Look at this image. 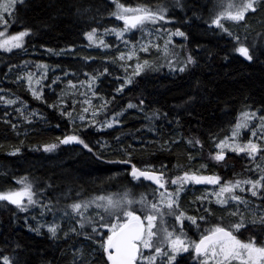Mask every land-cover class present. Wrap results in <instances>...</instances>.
Here are the masks:
<instances>
[{"label": "trees", "instance_id": "trees-1", "mask_svg": "<svg viewBox=\"0 0 264 264\" xmlns=\"http://www.w3.org/2000/svg\"><path fill=\"white\" fill-rule=\"evenodd\" d=\"M213 1L179 0L182 7H177V0H120L128 5L167 6L171 22L168 26L185 33L186 53L196 63L188 64L183 72L163 69L140 74L122 92H117L122 73L118 72L121 66L114 65L112 57L116 58L120 39L116 35L107 36L104 43L111 47L104 50V46L95 45L86 36L94 28L99 33L123 26L111 15L115 11L112 0H23V3L17 0L13 13L6 16L10 24L7 31L30 29L31 34L25 38L22 50L0 49V61L4 59V66H0V89L17 94L21 105L32 110L0 102V191L16 184V177H27L34 182L38 196L45 203L55 202L54 190L66 189H72L74 194L76 189L85 190L84 195L130 189L137 197L139 192L157 187L144 180H134L130 175L132 164L163 172L165 178L185 171L217 170L219 165L210 156L216 151L214 142L234 127L241 112L259 110L258 114L264 115V51L260 52L263 57L253 62L236 53L237 42L211 24L215 12ZM262 18L264 0L259 2L255 13L251 12L239 26L229 30L244 42L247 39L240 27L249 21L246 34L250 36L263 27L259 24ZM63 50L67 53L57 55ZM41 65H47L42 85L47 103L34 98L26 79L19 75L24 70L44 75ZM9 68L14 71L8 73ZM104 68L108 69L107 73L99 75ZM92 76H98L92 85L95 95L104 104L108 102L99 119L119 115L120 125L99 130L88 120L78 118L84 115V105L81 95L71 90ZM61 99L65 102V111L73 112V119L61 115L59 108L49 106ZM129 103L138 107L128 108ZM68 135L80 136L92 151L78 143L59 144ZM197 139L202 148L188 143ZM50 143L59 147L45 152L44 145ZM196 150H208V157L199 159L197 156L201 153H195ZM44 153H51L52 157L47 158ZM226 155L231 158L229 162L226 158L224 161L228 181L247 174L237 168L248 161L255 167L251 174L256 178L264 171V156L252 159L233 152ZM253 162H259V167ZM184 193V200L192 195L190 190ZM198 198L187 199L184 207L189 210L187 215L197 217L201 232L211 222L233 223L231 213L236 205L230 203L224 207L211 198ZM58 203L65 206V202ZM31 214L28 211L16 214L9 203L0 202V258L8 256L13 264H80L83 251L88 264H110L100 247L110 235V228H100L104 235L97 236L89 225L80 233L62 238L59 234L53 236L45 227L36 226L30 219ZM44 215L48 221L49 213ZM201 216L209 223L201 221ZM229 218L230 222L226 223ZM28 221L32 223L30 227ZM189 225L187 220L186 229ZM95 226L98 227L96 222ZM193 227L197 228L190 226ZM235 234L243 241L255 236L257 244L264 242V228L259 225ZM186 258L179 257L177 264H195Z\"/></svg>", "mask_w": 264, "mask_h": 264}, {"label": "snow or ice", "instance_id": "snow-or-ice-1", "mask_svg": "<svg viewBox=\"0 0 264 264\" xmlns=\"http://www.w3.org/2000/svg\"><path fill=\"white\" fill-rule=\"evenodd\" d=\"M20 2L23 3V0H20ZM112 2L115 5V11L111 15L123 21L124 27L119 30L112 29L111 31L122 40L125 32L131 29L142 28L147 22L157 23L165 21L168 18L169 9L164 5H157L153 8L139 4L136 6L126 5L125 3H121L120 0H112ZM258 2L259 0H218L217 8L219 10L211 18V24L215 28L227 33L228 36L237 42L234 51L248 62H253L258 57H256L255 52L250 50L241 41L238 35L225 27L224 21H245L249 12L255 13L257 11ZM16 4L17 0H7L6 3L0 4V25H3L5 28V31H0V49L7 52L23 48L24 38L31 34L30 29H25L15 34H7L6 29L10 27V24L6 16L13 13ZM176 6L182 7L179 0H177ZM105 31L109 30L106 29ZM97 32L98 29L95 28L87 32L86 36L88 40L96 43ZM171 35L185 36V33L177 29ZM125 43L128 42L125 41ZM99 44L104 47H111V45L105 44L103 40H100ZM132 47L135 49V45ZM141 50L147 52L149 49L146 46H141ZM131 58V54L126 57L121 53L119 56L120 60ZM195 63L194 58L189 55L187 63L184 67L179 68V71L183 72L188 64ZM147 66H149L147 60L144 61L143 65L137 62L132 75H139ZM39 67L44 69L45 74L34 81L33 75L29 73L26 80L32 96L47 103L44 99L43 87L40 86L41 81L46 78L47 65ZM107 71L108 69L104 68L99 75H104ZM97 79L98 76L91 77L90 87L96 83ZM125 79L126 84H121L117 88V92H122L127 84L133 83L131 77H126ZM33 83L38 87H33ZM93 95H95L94 91ZM0 102H4L7 105H15L17 100L0 97ZM85 103L90 104V101L86 100ZM107 103L105 101L102 107H106ZM143 103L144 101L141 100L140 104ZM64 104L65 102L61 99L49 106L59 108L61 115L73 119V112L65 111ZM135 107H138V105L128 104V108ZM88 111L89 108L87 107L83 109L84 113ZM258 111L249 110L242 112L239 120L233 127L231 135L214 142L216 149H218L212 155L214 160L224 161L226 149L233 153H244L252 159H255L257 156H264V115H258ZM95 115L96 112H93V117ZM78 118L81 121L85 120L84 115H79ZM25 119H28V117H25ZM113 121L116 122L115 118H113ZM253 121H256L255 125L252 124ZM112 126V123L107 124V127ZM12 127L15 128L16 125L13 124ZM242 129H250L251 132V138L247 139L245 143L237 142ZM59 143L65 145L78 143L89 151H92L89 145L78 135L65 136ZM188 143L203 147L198 139L195 141L189 140ZM57 147L58 144L50 143L44 145L43 150L51 152ZM16 151L18 152L19 149ZM12 154L15 155L16 152ZM122 163H130V161H122ZM201 167L207 166L202 165ZM130 174L134 180L144 178L157 185V189L152 193L153 200H148L147 196L143 193L140 194L137 200L129 189L120 194L101 195L91 200L74 202L69 206L71 212L80 217L79 225L81 229L91 219L90 217H86L84 213L93 205L95 209L107 214L108 219L105 218L104 214L97 213L99 218L96 224L98 227L94 226L92 230L97 236H103L104 234L99 229L110 228L111 234L107 235L106 240L100 243V247L106 253L110 264H177V257L181 253L189 252L190 248L194 250L201 264H264V243L258 245L255 236H252L248 241H243L235 234L240 233L241 229L250 230V226L254 228L259 225L261 228H264V213L259 215L252 213L251 218H248L245 215L247 209L241 211L239 206H250L249 201L241 194H238V191L239 193L250 192L253 197L258 195L264 197V171L255 180L250 178L243 180L236 179L234 181H224L223 183H221L222 178L219 175H203L193 171H185L182 175H178L171 181H168L165 179L163 172L152 171L149 168L142 170L141 168H137L135 164L131 165ZM19 183L22 187L17 190L0 191V201L15 205L21 211H28L29 207L35 205L40 206L42 209L41 214L54 211L55 206L51 201L45 203L39 199L38 191L27 177L21 179ZM169 183L177 186L174 191H169L167 186ZM187 184L219 186L217 191L206 193L198 199L207 200L209 196H214L216 198L215 202L222 206L235 202L236 210L231 215L237 217V219L229 227L216 225L204 230L198 241L187 240L184 231L185 220L187 219L190 222L189 226L194 225L197 229L200 227L197 223V217L189 216L180 209V193L184 191ZM161 189L163 191H160ZM134 203H139L142 206V214L138 215L136 210L132 208ZM64 214L69 215V212L65 210ZM122 217L127 218L123 223L120 222ZM168 217L173 218L174 222L172 224L168 223ZM112 219H115L116 223H111ZM199 219L201 221L206 220L203 216L199 217ZM58 228L59 225L55 223L48 225V230L53 236L57 234ZM72 231L75 232L76 229L73 228ZM89 238L91 239L92 237ZM0 259H2V264H13L8 256H3ZM80 264H88L86 253L83 251L80 253Z\"/></svg>", "mask_w": 264, "mask_h": 264}, {"label": "rangeland", "instance_id": "rangeland-1", "mask_svg": "<svg viewBox=\"0 0 264 264\" xmlns=\"http://www.w3.org/2000/svg\"><path fill=\"white\" fill-rule=\"evenodd\" d=\"M260 1L261 0H259V2ZM6 2H7V0H0V4L6 3ZM259 2H258V4H259ZM217 4H218V0H215L214 4H213L214 8H215V12H214L213 16L219 10L217 8ZM126 5H128V4H126ZM131 6H136V5H131ZM148 7H150V6H148ZM250 13L251 12H249L247 14V16ZM119 21H121V20H119ZM257 21H258V19H257ZM257 21H255V22H257ZM121 22L123 23V21H121ZM168 23L171 24L169 18H167V20H165V21H160L157 23L147 22L142 28L138 27L136 29H131L130 31L125 32L123 40L121 38H119L111 30H109L107 32L104 30L102 32L97 33L96 43H94L97 46L100 45L99 41L100 40L105 41L107 36L116 35L120 39V43L117 44L118 45L117 47L119 49L116 53V58L112 57V59L115 60L114 65L121 66L120 70L118 71V72L122 73V76H121L122 80L120 82V85L126 84V79H125L126 77H131L133 80L134 78H136L140 74H144L147 72L155 73V72L163 70V69L179 70V68L185 66V64L187 63V57H188V54L186 53V42H185L186 36H178V35H171L170 36V34L175 32L176 30L171 29L168 26L169 25ZM241 23L242 22H234L231 20L224 21L225 27H227L228 29L234 28L235 26H239ZM259 24L263 25V27L260 26V30H258V31H256V29H255L254 31H256V32L250 36H248V34H246V31H247L246 29L250 26L249 21L245 26L240 27V28L242 29L241 31L243 32L245 38L247 39V40L245 39L246 41H244V42L242 40V42L246 46H248L250 48V50L255 52L256 57L262 58L263 53L260 54V52L264 51V18H262L260 20ZM123 27H124V23H123V26L119 29H122ZM119 29H117V30H119ZM0 31H5V28L3 25H0ZM6 32H7V34L17 33V32L9 33L7 31V29H6ZM128 34L132 35L131 38H129ZM25 38H24V45H25ZM125 41H127L128 43H125ZM133 45H135V49H133V47H132ZM141 46H146V47H148L149 50L147 52H144L141 50ZM23 48H24V46H23ZM23 48L13 49V51L22 50ZM103 49L106 50V49H109V47H104ZM1 50H3V49H1ZM65 53H67V51L63 50V51H60L59 53H57V55L58 54H65ZM121 53H123L126 57L129 54H131L132 58L120 60L119 56ZM145 60L148 61L149 66L145 67L139 75L133 76L132 74L135 70V66H136L137 62H139L140 64L143 65ZM3 61H4V59H2V61H0L1 67L4 66V65H2L4 63ZM124 62H126L128 64L124 65L125 64ZM10 71H14V68H9L8 73ZM29 73H31L33 75L34 81H35V79H39L42 76L41 73H36V72H31V71L26 72V70L22 71V74L20 73L19 75H21L20 76L21 78L26 79V77ZM1 80H2L1 82H3V77H1ZM90 81H91V79L90 80L85 79L80 84L74 86V88L71 90V91H74L75 94H80L84 108H86V107L89 108V111L87 113H90V115H86V113H84L85 119L88 120V122L91 123L94 128H97L99 130H105V129L113 128V127L120 125L121 122H120L119 115L111 114V116H104V117L99 119V116L104 112V109H105L104 107H102V105H104V102H101V100H99L96 95H93V91L95 92V90L93 89L92 85L90 87ZM26 83H27V80H26ZM42 85H43V80L41 81L40 86H42ZM127 85H129V84H127ZM33 87H38V86L35 83H33ZM0 91H2V97L8 98V99H14V100H17V98H18L17 94H14V93L10 94L9 91H5L4 89H0ZM133 98L136 99L135 97H133ZM86 100L90 101V104H86L85 103ZM21 101H22L21 99L17 100V103L14 105V107L20 108L21 110H24V109L32 110L30 108H26V107L22 106ZM3 104L7 105L4 102H3ZM27 105H28V102H27ZM8 106H12V105H8ZM249 110L250 109H247L245 111H249ZM112 111H114V110H112ZM250 111H252V110H250ZM93 112H96L95 117H93ZM254 112H255V110H254ZM113 118H115L116 122L113 121ZM108 123H112L113 126L107 127ZM252 124L255 125L256 121H253ZM232 130H233V128L230 129L222 137H220V139L218 138L217 141L222 140L225 137H229L231 135ZM249 138H251L250 129H242L241 134H240L237 142L245 143L247 141V139H249ZM59 144H58V147H59ZM216 151H218V149H216ZM206 152H208V150H203V151L200 150V152L197 150L195 151V153H201V154H199V156H197L199 159L204 158V156L207 158L208 156H207ZM215 152L210 154L211 158H212V155L215 154ZM228 152H231V151L226 149V154ZM192 153H194V152H192ZM239 154H244V153H239ZM244 155H246V154H244ZM44 156L47 158L52 157L51 153H44ZM225 158L228 162L231 161V158L227 157V155ZM214 161L217 162V164L219 165L217 170H214L213 172H207V173L198 171V174H203V175L215 174V175H219L222 178L221 183H223L224 181H228L225 179V177L227 175L226 166L224 165L225 160L224 161L214 160ZM232 163H233V161H232ZM249 163H250V161H248V163H246L247 165L241 164L237 168L238 170L242 169L244 171H247V174L244 173V175H242L240 178L234 177V178H232L231 181H234L236 179L243 180V179H249V178L253 179V180L258 179V178H256L255 174H253V175L251 174V170L254 171L255 167L250 165ZM253 164L258 166L259 162H253ZM262 164H264V163H262ZM249 165H250V167H249ZM179 175H182V174H179ZM174 178L175 177H167L166 176L165 179L168 181H171ZM16 180H17L16 184L14 183L11 188H4V189H2V191L17 190V189L21 188L22 185L19 183V181L21 179H18L16 177ZM28 180L34 184V182L31 179H28ZM167 186H168L169 191H174L177 187L176 185H172L171 183H169ZM218 188H219V186H214V185H203V184H201V185H195V184L185 185L184 191H182L180 193V199H179V204H181L180 209L183 210L186 214H188L189 210H187L184 207V205H185L184 201H186L187 199H192L194 196L195 197H201L202 195H205L206 193H212L213 191H217ZM187 190L192 191V195H190L188 198L186 197L184 200V197L182 194H185L184 192H186ZM54 191L52 192V200L55 201L53 203V205L55 207H54L53 212H48L49 213V215H48L49 220L48 221H47V217L44 215L46 212L41 214L42 209L40 208L39 205L29 207L28 212H32V214L30 216L32 219L31 221L34 222V224L36 226L40 225L41 227H45L48 229V225H51L53 223L59 225L57 235L59 234L61 236H65V235L68 236V235H72L75 233H80L81 231H83L84 228H87L89 225L91 226V229H93V227L95 226V222L99 218L97 213L100 212L101 214H103V212L101 210L95 209L94 205L92 207H90L87 210V212L84 213V215L86 217H90L91 219L89 221H87L85 223V227L83 229H81L80 225H79L80 217L77 216L75 213L71 212V209L69 208V206L72 203L79 202L82 200H91V199H93L97 196H101V195L107 196V195L123 193V191L116 192V193H113L110 191L108 193L84 195L83 193L85 192V190L83 191L81 189H76L74 191L75 194L73 193L72 189H66V190H62V191L57 190L55 192ZM160 191H163V189H161ZM153 192H155L154 189L153 190L147 189L144 192H139L138 194L140 195L141 193H143L146 196H148L147 197L148 200H153L154 199V197L152 195ZM238 194H241L244 198H246L249 201L250 206H245V205L239 206L241 211H245V209H247V211H245V215L248 218H251L252 213H256L257 215L264 213V202L263 203L261 202L263 200L262 196L258 195V196L253 197L250 192L239 193V191H238ZM38 197L40 200L45 202V200L42 199L41 196H38ZM139 197L140 196H137L135 198L138 200ZM209 198L213 199L214 201L216 200V198L214 196H209ZM0 202H2V201H0ZM58 202H65V206L61 207V204ZM231 204L235 205V202H231ZM10 205L12 206V208H14L16 214H17V212L18 213L27 212V211H21L15 205H12V204H10ZM228 205H230V203ZM132 208L134 210H136L138 215L142 214V212H143V208L139 203H134L132 205ZM65 210H67L69 212V215L64 214ZM232 217H233V222H234L237 219V217H235V216H232ZM125 219H127V218L122 217L120 222L123 223V221ZM25 220L26 221L28 220V218H26V216H25ZM167 220H168L169 224H172L174 222L172 217H168ZM230 220H231V218H229L228 221H226V223H229ZM186 221H187V219L184 222V231L186 233V239L192 240V241H198V237H201V235L204 231L201 232L199 229H197L195 227H193L191 229L190 226H188L189 229H186V227H185ZM205 222L209 223V220H206ZM112 223H116L115 219H113ZM216 225H219L222 227H229L230 224L226 225L225 223L223 224V223H220L219 221L216 223L213 222V224H212V222H211V224L207 225L206 229H210ZM73 228L76 229L75 232L72 231ZM110 234H111V232H110ZM184 255L187 256L188 258H186V259L190 260L192 263L201 264V261L196 257L195 252L192 248H190L189 252H187V253H181L177 257V259L181 256H184Z\"/></svg>", "mask_w": 264, "mask_h": 264}, {"label": "bare ground", "instance_id": "bare-ground-1", "mask_svg": "<svg viewBox=\"0 0 264 264\" xmlns=\"http://www.w3.org/2000/svg\"><path fill=\"white\" fill-rule=\"evenodd\" d=\"M214 1H215V0H214ZM214 1H213V2H214ZM208 3H209V2H208ZM207 5H208V4H207ZM209 5H210V4H209ZM212 5H213V4H212ZM206 13H207V12H206ZM208 13H209V12H208ZM207 15H208V14H207ZM142 169H143V168H142ZM153 171H155V170H153ZM158 172H159V171H158ZM164 177H165V174H164ZM140 180H141V179H140ZM144 181H146V180H144ZM146 182H148V181H146ZM148 183L152 184L151 182H148ZM152 185H154V184H152ZM54 192H55V191H54ZM30 219H31V218H30ZM15 220H16V219H15ZM26 222H27V221H26ZM28 223H29V221H28ZM33 223H34V222H33ZM25 224H26V223H25ZM29 224H30V223H29ZM29 224H27V226H28ZM31 224H32V223H31ZM31 224L29 225V227L31 226ZM32 226H33V225H32ZM34 227H35V226H34ZM39 227H40V225H39ZM37 228H38V227H37ZM42 229H43V228H42ZM42 229H39V230L42 231ZM44 229H45V228H44ZM30 230H32V232H34L35 229H30ZM39 230H38V231H39ZM35 231H36V230H35ZM36 232H37V231H36ZM36 232H35V233H36ZM58 236H59V235H58ZM65 236L67 237V235H65ZM68 236H69V235H68ZM71 237H72V236H71ZM59 238H60V237H59ZM59 238H58V239H59ZM62 238H63V236H62ZM62 238H60L61 241H63ZM64 238H65V237H64ZM68 238H69V237H68ZM56 239H57V238H56ZM64 241H65V240H64ZM85 243H86V242H85ZM90 247H91V246H90ZM89 250H90V249H89Z\"/></svg>", "mask_w": 264, "mask_h": 264}, {"label": "water", "instance_id": "water-1", "mask_svg": "<svg viewBox=\"0 0 264 264\" xmlns=\"http://www.w3.org/2000/svg\"><path fill=\"white\" fill-rule=\"evenodd\" d=\"M245 60H246V59H245ZM137 168H139V167H137ZM141 169H142V168H141ZM142 170H143V169H142ZM152 171H153V170H152ZM156 172H158V171H156ZM130 173H131V171H130ZM130 175H131V174H130ZM141 180H146V179L141 178ZM146 181H148V180H146ZM148 182H151L152 184H154V182H152V181H148ZM154 186L157 187V185H155V184H154ZM109 263H110V261H109Z\"/></svg>", "mask_w": 264, "mask_h": 264}, {"label": "flooded vegetation", "instance_id": "flooded-vegetation-1", "mask_svg": "<svg viewBox=\"0 0 264 264\" xmlns=\"http://www.w3.org/2000/svg\"><path fill=\"white\" fill-rule=\"evenodd\" d=\"M200 239V237H198V240ZM196 264V263H195Z\"/></svg>", "mask_w": 264, "mask_h": 264}]
</instances>
